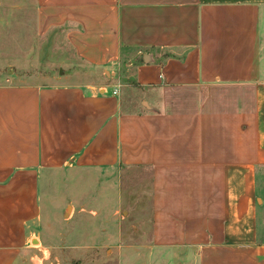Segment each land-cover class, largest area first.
Wrapping results in <instances>:
<instances>
[{
  "label": "crops",
  "instance_id": "crops-1",
  "mask_svg": "<svg viewBox=\"0 0 264 264\" xmlns=\"http://www.w3.org/2000/svg\"><path fill=\"white\" fill-rule=\"evenodd\" d=\"M35 1L109 75L0 84V264L29 260L49 173L140 166L154 257L264 264V0Z\"/></svg>",
  "mask_w": 264,
  "mask_h": 264
},
{
  "label": "rangeland",
  "instance_id": "rangeland-1",
  "mask_svg": "<svg viewBox=\"0 0 264 264\" xmlns=\"http://www.w3.org/2000/svg\"><path fill=\"white\" fill-rule=\"evenodd\" d=\"M36 7L35 0H3L0 84L105 83L109 72L78 58L62 31L38 34ZM41 199L37 241L26 264H181L171 251L153 256L147 167L121 173L64 168L44 179Z\"/></svg>",
  "mask_w": 264,
  "mask_h": 264
},
{
  "label": "built area",
  "instance_id": "built-area-1",
  "mask_svg": "<svg viewBox=\"0 0 264 264\" xmlns=\"http://www.w3.org/2000/svg\"><path fill=\"white\" fill-rule=\"evenodd\" d=\"M117 91H115V93H116Z\"/></svg>",
  "mask_w": 264,
  "mask_h": 264
}]
</instances>
